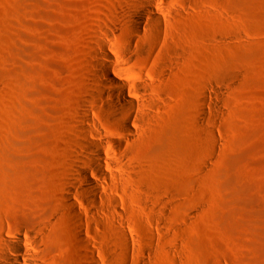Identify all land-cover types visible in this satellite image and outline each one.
Here are the masks:
<instances>
[{
    "label": "rangeland",
    "instance_id": "rangeland-1",
    "mask_svg": "<svg viewBox=\"0 0 264 264\" xmlns=\"http://www.w3.org/2000/svg\"><path fill=\"white\" fill-rule=\"evenodd\" d=\"M102 49L142 91L132 147L83 104ZM122 231L130 264H264V0H0V264H125Z\"/></svg>",
    "mask_w": 264,
    "mask_h": 264
},
{
    "label": "bare ground",
    "instance_id": "bare-ground-1",
    "mask_svg": "<svg viewBox=\"0 0 264 264\" xmlns=\"http://www.w3.org/2000/svg\"><path fill=\"white\" fill-rule=\"evenodd\" d=\"M135 13L138 15L137 18L130 17L128 19V29L129 31L137 35L141 31V26L144 24V16L145 12L141 10L139 7L135 8ZM113 30H118L119 25L113 24ZM132 45V41L129 42ZM104 57L109 60L105 65L103 71H95L93 73V81L96 83L97 89L95 93H92V97L86 99L83 104H91L97 102L99 100L104 107V111L111 116L112 119L119 121L120 124V132H123V141L130 147L133 146L134 143L130 142L129 137L132 134H135L137 129H135L134 118L132 117V111L141 109L144 105L131 97V93L136 95H140L142 92L140 87H135L132 89L125 82L120 80V77L117 76L113 71V58L111 54H109L105 49L103 50ZM111 83L112 90L106 87V81ZM110 99V101H109ZM153 108V105H150ZM147 116L145 114L142 115L140 121H143ZM85 121L89 125V127L83 130V140L79 143L80 148L85 153L82 155L81 163L93 170H96L102 178H105V174L101 170L95 169L96 164L103 165L108 164V157L104 154L103 143H101V139H103L102 133L99 128L96 127L95 123L91 121L89 116L85 117ZM96 127V128H95ZM118 148H114L113 152H116ZM79 179L86 184L87 190L91 191L97 197H103L101 195L100 187L90 178L87 171H80L78 173ZM87 199V198H86ZM89 202V200L87 201ZM74 209H76V205L73 204ZM99 207L97 206V209ZM80 222H83L82 218ZM87 223V222H86ZM120 240L115 244L117 246L118 252L127 259L125 264H130L131 257L136 253L133 242L126 231H122L120 233ZM87 244V241H85ZM90 260L98 264L96 261V253L94 251H90L88 254ZM16 264H20L17 260Z\"/></svg>",
    "mask_w": 264,
    "mask_h": 264
}]
</instances>
